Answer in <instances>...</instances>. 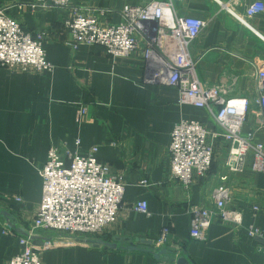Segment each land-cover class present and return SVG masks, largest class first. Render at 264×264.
<instances>
[{"label":"crops","instance_id":"crops-1","mask_svg":"<svg viewBox=\"0 0 264 264\" xmlns=\"http://www.w3.org/2000/svg\"><path fill=\"white\" fill-rule=\"evenodd\" d=\"M160 1L165 0H71L69 9H45L33 8L30 0H0V7L7 8L26 32L46 36L47 60L55 67L52 72L0 67V213L12 217L9 221L0 215V264H9L20 253V237L33 240L43 264H174L149 252L96 248L34 230L43 196L40 168L52 146L82 153L97 148V159L124 182L117 221L98 238L145 240L156 250L173 247L177 253L168 256L183 257L190 264H264V238L248 232L253 227L264 233V173L252 170V155L242 172L231 173L228 149L218 140L209 174L195 179L186 191L170 175L171 133L181 121H200L211 132H220L214 114L181 105L177 90L152 82L143 38L137 52L117 61L100 45H80L76 51L68 45L71 36L64 23L75 11L95 15L103 24L118 23L125 5ZM255 1L179 0L174 13L206 22L190 48L198 61V78L206 87H223L227 100L251 102L244 130L256 133L264 145L263 117L255 102L258 72L264 70V13L248 17L246 12ZM81 106L87 114L79 121ZM225 175L228 180L223 182ZM145 180L149 186L142 184ZM220 187L229 191V207L242 212V224L216 219L204 240L192 239L190 208L211 207ZM138 201L148 203L147 214L133 210ZM165 227L170 243L162 246ZM46 242L51 245L43 249Z\"/></svg>","mask_w":264,"mask_h":264},{"label":"built area","instance_id":"built-area-1","mask_svg":"<svg viewBox=\"0 0 264 264\" xmlns=\"http://www.w3.org/2000/svg\"><path fill=\"white\" fill-rule=\"evenodd\" d=\"M33 8L69 9L71 0H30ZM179 0L151 2L144 5H125L118 23L103 24L95 15L75 11L64 26L71 36L68 45L78 50L80 45H100L114 60L131 57L139 49L140 38L145 39L144 58L153 69L152 82L177 90L179 103L214 114L222 131L211 132L200 121H181L171 133L168 152L170 175L183 189L189 191L194 180L206 177L216 156V142L223 140L228 149L226 166L231 173L242 172L248 156L252 155L253 171L264 173V145L254 132L244 126L251 102L246 98L227 100L223 87L204 86L197 74L198 61L190 54L191 45L202 33L206 22L194 17H178L174 3ZM247 16L264 13V1H255L247 8ZM42 33L32 35L21 23L0 7V67L52 72L55 67L47 60ZM259 96L255 102L261 109L264 126V70L258 72ZM87 114L80 107L79 121ZM79 148L80 141L76 142ZM98 149L88 153L71 151L66 146H52L40 168L43 177V196L33 228L64 235L71 239L98 238L117 221L125 195V184L111 167L97 159ZM228 177H222L227 181ZM149 186L148 181H143ZM211 207L194 205L190 208V236L204 240L212 223L220 221L242 224V212L230 208L229 191L220 187L214 192ZM15 200L21 202L20 197ZM133 210L148 213V203L138 201ZM255 211L259 207H254ZM249 235L264 238L257 228ZM170 243V230L165 227L159 244ZM21 251L9 264H43L33 240L20 237ZM51 244L44 243L43 249Z\"/></svg>","mask_w":264,"mask_h":264},{"label":"water","instance_id":"water-1","mask_svg":"<svg viewBox=\"0 0 264 264\" xmlns=\"http://www.w3.org/2000/svg\"><path fill=\"white\" fill-rule=\"evenodd\" d=\"M0 215H4L7 217L9 221H11V214L8 212H2ZM73 242L76 243H87L91 245L92 247L100 248L105 247V249H122L127 250L131 252L135 251H142V252H149L152 253L155 259L160 260L162 257L165 258L166 261L174 263V264H190L187 259L183 257L179 258H171L168 256V253H172L175 255L177 253V250L173 247H168L166 249H159L156 250L151 242L140 240V239H132L128 237H115L113 239V242H106L100 238H88V239H80V238H74L71 239ZM142 244L147 246L148 248H139L137 245Z\"/></svg>","mask_w":264,"mask_h":264}]
</instances>
